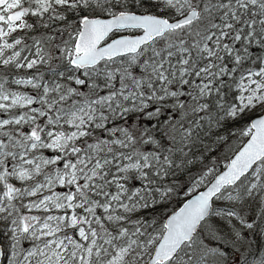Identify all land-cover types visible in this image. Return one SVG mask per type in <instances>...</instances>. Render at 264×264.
Listing matches in <instances>:
<instances>
[{
  "label": "snow or ice",
  "instance_id": "snow-or-ice-1",
  "mask_svg": "<svg viewBox=\"0 0 264 264\" xmlns=\"http://www.w3.org/2000/svg\"><path fill=\"white\" fill-rule=\"evenodd\" d=\"M0 264H264V0H0Z\"/></svg>",
  "mask_w": 264,
  "mask_h": 264
}]
</instances>
